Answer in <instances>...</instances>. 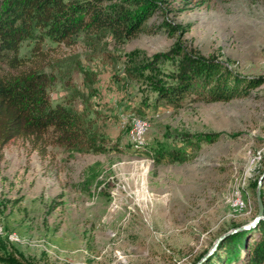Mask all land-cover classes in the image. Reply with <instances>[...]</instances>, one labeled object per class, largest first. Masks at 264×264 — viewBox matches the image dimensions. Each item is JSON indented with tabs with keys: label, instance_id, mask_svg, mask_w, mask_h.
Returning a JSON list of instances; mask_svg holds the SVG:
<instances>
[{
	"label": "rangeland",
	"instance_id": "obj_1",
	"mask_svg": "<svg viewBox=\"0 0 264 264\" xmlns=\"http://www.w3.org/2000/svg\"><path fill=\"white\" fill-rule=\"evenodd\" d=\"M35 43L24 39L18 56L34 58ZM41 45L52 100L85 113L102 151L48 145L41 157L22 138L0 149V251L36 264H196L255 218L264 0H162L130 38L80 33ZM183 52L263 81L228 100L173 104L157 84L174 80Z\"/></svg>",
	"mask_w": 264,
	"mask_h": 264
},
{
	"label": "trees",
	"instance_id": "obj_2",
	"mask_svg": "<svg viewBox=\"0 0 264 264\" xmlns=\"http://www.w3.org/2000/svg\"><path fill=\"white\" fill-rule=\"evenodd\" d=\"M161 1L0 0V60L7 64V70L0 72V149L22 138L41 157L48 145L102 151L85 113L70 100H52L51 79L44 70L47 54L41 44L47 37L70 43L80 33L111 34L119 41L130 38L144 29V22ZM205 1L189 0L195 6ZM30 37L36 40L32 48L34 58L18 56L21 42ZM175 65L174 80L158 83L157 93L161 99L176 105L185 96L206 101L228 100L263 81L262 76L239 75L214 57L190 52L181 53ZM260 196L264 212L262 193ZM219 247L223 249L221 253L213 251L204 255V251L195 263L227 264V256L231 255L237 264H264V217L227 233ZM0 264L36 263L2 249Z\"/></svg>",
	"mask_w": 264,
	"mask_h": 264
},
{
	"label": "water",
	"instance_id": "obj_3",
	"mask_svg": "<svg viewBox=\"0 0 264 264\" xmlns=\"http://www.w3.org/2000/svg\"><path fill=\"white\" fill-rule=\"evenodd\" d=\"M261 177H263V175H261L260 178H261ZM256 202H257V214H256L255 218H254L252 221H250L248 224H246V225H242V226H238V227H236V228L231 229L230 231H234V230H236V229H240V228H244V227H247V226H249V225H252L254 222L257 221V219H258L259 217L262 216L263 204H262V199H261L260 192H259L258 189L256 190ZM230 231H228V232H230ZM222 235H223V234L219 235V236L216 238V240H215V242H214V244H213L212 247L215 246V244L217 243L218 239H220ZM212 247H211V249H212ZM208 253H210V250H209L206 254H208ZM206 254H205V255H206Z\"/></svg>",
	"mask_w": 264,
	"mask_h": 264
}]
</instances>
